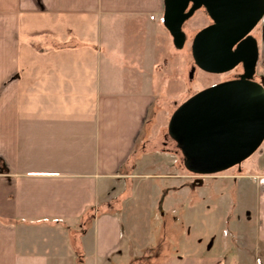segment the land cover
Returning <instances> with one entry per match:
<instances>
[{
  "label": "crops",
  "instance_id": "obj_1",
  "mask_svg": "<svg viewBox=\"0 0 264 264\" xmlns=\"http://www.w3.org/2000/svg\"><path fill=\"white\" fill-rule=\"evenodd\" d=\"M164 1L0 0V264H76L73 248L79 264L175 260L161 229L156 250L127 257L114 210L122 203L100 202L103 178L134 176L165 55L177 49ZM259 34L264 83V27ZM152 164L168 170L154 175L180 176L167 161ZM255 165L264 169V152ZM240 171L193 178L243 179L241 197L255 182L252 234L242 215L233 223L235 264H264V170Z\"/></svg>",
  "mask_w": 264,
  "mask_h": 264
},
{
  "label": "rangeland",
  "instance_id": "obj_2",
  "mask_svg": "<svg viewBox=\"0 0 264 264\" xmlns=\"http://www.w3.org/2000/svg\"><path fill=\"white\" fill-rule=\"evenodd\" d=\"M205 11L204 8L199 10L185 23L184 29L188 35L185 46L181 49L177 48L173 54L165 55L164 73L159 75L158 94L161 98L156 100L149 121L142 132L138 151L140 154L135 161L137 164L145 151L153 150L143 160H147V163L135 164V174L130 179L118 177L102 179L105 186L101 188L100 202L111 198L115 202L122 203V209L114 210L122 223L124 247L130 249V252L127 249L125 253L127 257L131 254L136 257V254L141 255L140 253L145 250H156L159 246L158 233L165 230V237L171 238V248L176 254L175 260L166 264H188V262L214 264L218 261L235 264L238 250L233 236H236L234 232L237 228L233 223L237 221L239 215H242L248 225L245 229L246 235L250 236L253 231L251 223L255 220L257 202L255 182L243 187L245 196L241 197L242 193L236 186V181L243 179L205 177L201 183L195 181L193 177L200 176L186 169L181 150L168 134L170 117L183 101L197 91L230 79L234 75L233 72L209 73L200 68L194 70L192 77L190 75L195 64L191 49L193 37L197 31L212 22ZM263 27L264 19L257 26L256 31L260 32ZM256 77L258 80L259 72L256 73ZM262 152H264V142L240 167H233L225 172L239 174L240 169H244L245 173L250 174L263 171L264 169L255 165L258 155ZM155 160L167 161L168 167L171 166L175 172H180V176L168 178L154 175L168 171L161 165L152 164ZM174 160L177 161L179 170L172 164ZM251 181L253 182V179ZM213 190L217 195L213 193L211 197L210 193ZM125 193L127 195L123 197ZM228 200L229 205L225 208ZM163 209L166 211L165 218L161 217ZM170 220L172 224L164 229ZM73 229L81 228L75 223ZM227 230L230 231V235H227ZM227 237L228 243L222 246L221 239ZM73 250L77 264L81 261L80 250L74 248Z\"/></svg>",
  "mask_w": 264,
  "mask_h": 264
},
{
  "label": "water",
  "instance_id": "obj_3",
  "mask_svg": "<svg viewBox=\"0 0 264 264\" xmlns=\"http://www.w3.org/2000/svg\"><path fill=\"white\" fill-rule=\"evenodd\" d=\"M164 25L176 48L185 46V23L205 8L212 22L192 40L194 65L221 74L239 64V78L201 89L172 113L168 134L188 171L207 176L252 156L264 142V83L255 78L260 58L254 29L264 19V0H165Z\"/></svg>",
  "mask_w": 264,
  "mask_h": 264
},
{
  "label": "flooded vegetation",
  "instance_id": "obj_4",
  "mask_svg": "<svg viewBox=\"0 0 264 264\" xmlns=\"http://www.w3.org/2000/svg\"><path fill=\"white\" fill-rule=\"evenodd\" d=\"M203 8H200L199 10H202ZM205 9V8H204ZM199 10H197L196 11V13L199 11ZM206 10V9H205ZM206 12V11H205ZM195 13V14H196ZM194 14V15H195ZM210 17V16H209ZM256 29H257V27L254 29V31H253V33L257 36V37H259V32L258 31H256ZM229 72H233L234 73V75L230 78V79H235V78H239V76H240V74L243 72V66H242V64H239L238 66H236L234 69H232L231 71H229ZM230 79H227V80H230ZM256 79H257V77H256Z\"/></svg>",
  "mask_w": 264,
  "mask_h": 264
},
{
  "label": "trees",
  "instance_id": "obj_5",
  "mask_svg": "<svg viewBox=\"0 0 264 264\" xmlns=\"http://www.w3.org/2000/svg\"><path fill=\"white\" fill-rule=\"evenodd\" d=\"M259 80V79H258ZM235 167H237V166H235ZM223 172H225V171H223ZM220 173H222V172H220Z\"/></svg>",
  "mask_w": 264,
  "mask_h": 264
}]
</instances>
